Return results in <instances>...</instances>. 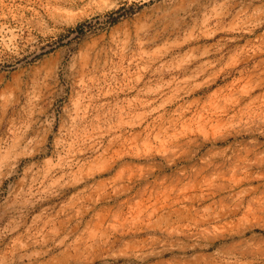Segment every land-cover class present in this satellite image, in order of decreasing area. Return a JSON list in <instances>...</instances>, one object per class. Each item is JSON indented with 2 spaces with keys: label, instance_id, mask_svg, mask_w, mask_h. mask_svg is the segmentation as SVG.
<instances>
[{
  "label": "rangeland",
  "instance_id": "obj_1",
  "mask_svg": "<svg viewBox=\"0 0 264 264\" xmlns=\"http://www.w3.org/2000/svg\"><path fill=\"white\" fill-rule=\"evenodd\" d=\"M0 264H264V0H0Z\"/></svg>",
  "mask_w": 264,
  "mask_h": 264
}]
</instances>
